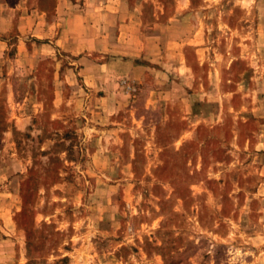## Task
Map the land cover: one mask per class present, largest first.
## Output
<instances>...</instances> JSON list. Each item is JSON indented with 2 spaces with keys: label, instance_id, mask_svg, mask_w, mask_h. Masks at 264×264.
<instances>
[{
  "label": "rangeland",
  "instance_id": "374dc122",
  "mask_svg": "<svg viewBox=\"0 0 264 264\" xmlns=\"http://www.w3.org/2000/svg\"><path fill=\"white\" fill-rule=\"evenodd\" d=\"M261 48L264 0H0V264H264Z\"/></svg>",
  "mask_w": 264,
  "mask_h": 264
},
{
  "label": "crops",
  "instance_id": "0c3cea01",
  "mask_svg": "<svg viewBox=\"0 0 264 264\" xmlns=\"http://www.w3.org/2000/svg\"><path fill=\"white\" fill-rule=\"evenodd\" d=\"M246 27H245V32H246V30H248L249 28H248V25L246 24L245 25ZM257 26H258V23H257V20L254 22V24H253V30H254V35H253V38H254V44H258V43H262L263 44V40L261 39V37H260V35H259V32L257 31ZM262 50H264V48H261ZM254 50V49H253ZM197 51H198V49H197ZM257 51H258V49H256L255 50V54L256 55H258V53H257ZM240 58V57H239ZM245 61L246 62V69L243 71V73H242V75H241V79L242 80H240V81H244V82H249L250 80H255L256 78H263L264 77V74L263 75H261V76H258L257 75V72H256V70H255V67H253L252 66V63H250V62H248L246 59H244V58H240V59H236L235 61H231L230 62V66H231V63L232 64H234V63H236L237 61ZM124 63H127V61L126 62H124ZM261 65H262V62H260V63H257V67L256 68H258V67H261ZM264 65V64H263ZM229 66V67H230Z\"/></svg>",
  "mask_w": 264,
  "mask_h": 264
}]
</instances>
